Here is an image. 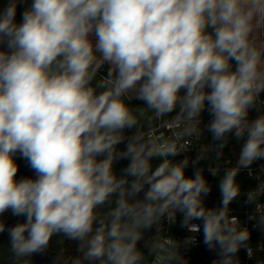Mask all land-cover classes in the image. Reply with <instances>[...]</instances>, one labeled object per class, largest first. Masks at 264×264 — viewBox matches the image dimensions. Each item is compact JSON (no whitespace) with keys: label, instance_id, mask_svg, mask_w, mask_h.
<instances>
[{"label":"clouds","instance_id":"obj_1","mask_svg":"<svg viewBox=\"0 0 264 264\" xmlns=\"http://www.w3.org/2000/svg\"><path fill=\"white\" fill-rule=\"evenodd\" d=\"M19 2L0 10V233L13 264H32L54 235L81 254L61 250L56 264H186L181 242L163 234L177 213L191 233L202 221L213 264H239L241 248L251 257V233L229 206L240 171L264 159V0H32L18 23ZM205 111L217 160L229 136L243 141L218 208L205 205L203 168L188 176L189 158L175 160L200 138ZM18 154L35 178L17 179ZM261 196L264 181L246 203L264 228ZM9 211L24 222L6 228Z\"/></svg>","mask_w":264,"mask_h":264},{"label":"built area","instance_id":"obj_2","mask_svg":"<svg viewBox=\"0 0 264 264\" xmlns=\"http://www.w3.org/2000/svg\"><path fill=\"white\" fill-rule=\"evenodd\" d=\"M261 100H264V93L261 94ZM201 118L202 123L200 127L203 131L200 138L198 140H194L187 151L182 152L175 158L177 161L182 160L185 157L189 158L190 164L186 169V175L188 176H191L196 168H200L197 164L193 166L191 162L201 154L202 147H207L209 149L207 152L209 155L216 154L215 145L217 142L213 141L212 134L205 128V125L209 123L211 118L203 116H201ZM249 119H255V117H249ZM170 127V125H156L154 133L157 136L168 135L170 133ZM241 142L243 141L238 142L232 136H229L228 143L223 148V152L227 151L229 153V157L224 161V169L234 167L236 165L241 150L239 147ZM204 169L209 171L208 168ZM241 172L245 173L247 178L257 181L258 185L261 181H264V159L257 160L250 166V168L241 170ZM249 191L251 190L242 192L244 198L240 208L230 209V215L238 217L241 222V226L247 227L251 233L249 247L252 249V256L249 257L247 249L244 248L243 252L237 257L239 264H264V228L259 226L257 222L258 217L256 219H249V217L255 212V204L246 203L247 193ZM259 203L264 204V196L259 198ZM182 218V214L177 213L176 222L169 224L172 229L170 231L168 230V233L165 236H171L181 242L182 246L180 251L186 260V264H199L200 262L208 264L210 261H215L218 258L217 252L210 251L207 247H202V221L194 220L192 222L201 225V231L198 233H191L186 227L181 226ZM190 236L196 237L195 243L184 246L183 241Z\"/></svg>","mask_w":264,"mask_h":264},{"label":"trees","instance_id":"obj_3","mask_svg":"<svg viewBox=\"0 0 264 264\" xmlns=\"http://www.w3.org/2000/svg\"><path fill=\"white\" fill-rule=\"evenodd\" d=\"M31 2H32V0H20V2L18 3L17 14H16V21L18 23L21 21L23 11L25 10V8L30 6ZM7 3H8V0H0V10H2L4 7H6ZM105 74H107V72ZM130 104L133 107L143 106V102L139 101V100H132L130 102ZM177 111H178V109H177ZM258 114H259V111L256 109H253L250 111L249 117H256ZM172 115H175V111L172 113ZM202 116L206 117V118H211L207 111L203 112ZM133 131H134V129L128 130L126 132V135H131ZM242 143L243 142H241L239 144L240 149H241ZM125 145H126V142L121 143L120 145H118V148L122 150L125 148ZM228 157H229V153L227 151L223 152V155L220 157L219 160L216 159V154L209 155L207 153L206 158L200 160L199 163L197 164L200 168H203V170H204L203 174H204L206 180L208 181V183L211 185L210 193L204 198L205 205L209 208H213V207L218 208L221 206V194H220L218 186H219L220 178L225 171L224 161ZM17 158H19V160H17L16 158H15V160H16V163L19 165V167H24V168L29 169L30 171H33L28 166V163L25 159H23L19 155H17ZM128 163H129V161L127 159L120 160V161L116 162V164L114 165L116 172L118 174H121L122 169L124 167H126ZM156 163H158V161L153 160V164L155 165ZM216 166H219V173L215 177H213L209 171L204 169V168L209 169L210 167H216ZM193 174L194 173H192V175ZM237 181L241 187V194L233 202H231V204L229 206L230 209L240 208L242 205L243 198H244V196L242 195V192H244L246 190H253L256 188V185H257V181H255L254 179L247 178L245 173H243L241 171L237 176ZM171 229L172 228H170V225L165 223L163 226V234L166 235L168 233V230L170 231ZM155 233H156V226H153V228L150 230H146L145 235H144V239L140 242L139 246L141 248H144L145 240L149 239L150 237H153L155 235ZM243 250H244V248H241L240 251L238 252L237 256L239 254H241L243 252ZM145 251H146V249H145ZM0 256H1V252H0ZM149 259H151V257H149ZM196 264H198V263H196ZM199 264H204V263L200 262Z\"/></svg>","mask_w":264,"mask_h":264},{"label":"flooded vegetation","instance_id":"obj_4","mask_svg":"<svg viewBox=\"0 0 264 264\" xmlns=\"http://www.w3.org/2000/svg\"><path fill=\"white\" fill-rule=\"evenodd\" d=\"M28 177L35 178L34 171H30L27 168L19 167L17 173V179ZM2 219L5 222L6 228L14 226L18 222H24L25 217H15L11 212H6L3 214ZM10 240L8 232L5 231L0 233V264H13L12 254L9 252ZM78 242L69 240L66 237L60 235H54L50 241L49 248L44 253H39L33 255L30 259L32 264H56L57 255L63 250V255L65 257H75L78 256ZM208 264H213V261L208 262Z\"/></svg>","mask_w":264,"mask_h":264},{"label":"rangeland","instance_id":"obj_5","mask_svg":"<svg viewBox=\"0 0 264 264\" xmlns=\"http://www.w3.org/2000/svg\"><path fill=\"white\" fill-rule=\"evenodd\" d=\"M107 72V65L104 66V68L101 70L100 75H106L105 73ZM19 155V154H18ZM17 160H19V158H17V156L15 157ZM202 247L205 248L207 247L204 243H202ZM78 255H81L80 253H78Z\"/></svg>","mask_w":264,"mask_h":264},{"label":"crops","instance_id":"obj_6","mask_svg":"<svg viewBox=\"0 0 264 264\" xmlns=\"http://www.w3.org/2000/svg\"><path fill=\"white\" fill-rule=\"evenodd\" d=\"M201 116H202V114H201Z\"/></svg>","mask_w":264,"mask_h":264}]
</instances>
